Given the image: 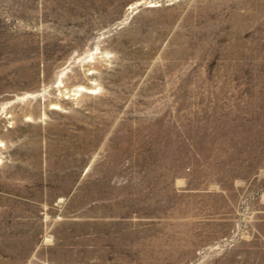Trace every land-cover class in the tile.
Segmentation results:
<instances>
[{
	"label": "rangeland",
	"instance_id": "rangeland-1",
	"mask_svg": "<svg viewBox=\"0 0 264 264\" xmlns=\"http://www.w3.org/2000/svg\"><path fill=\"white\" fill-rule=\"evenodd\" d=\"M0 264H264V0H0Z\"/></svg>",
	"mask_w": 264,
	"mask_h": 264
}]
</instances>
